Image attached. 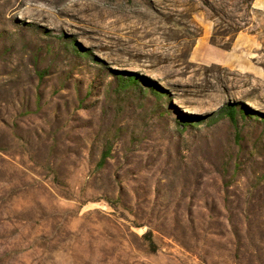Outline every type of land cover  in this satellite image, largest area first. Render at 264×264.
<instances>
[{
	"label": "rangeland",
	"instance_id": "obj_1",
	"mask_svg": "<svg viewBox=\"0 0 264 264\" xmlns=\"http://www.w3.org/2000/svg\"><path fill=\"white\" fill-rule=\"evenodd\" d=\"M0 264H264V12L0 0Z\"/></svg>",
	"mask_w": 264,
	"mask_h": 264
},
{
	"label": "crops",
	"instance_id": "obj_2",
	"mask_svg": "<svg viewBox=\"0 0 264 264\" xmlns=\"http://www.w3.org/2000/svg\"><path fill=\"white\" fill-rule=\"evenodd\" d=\"M252 7L257 9V10H260V11L264 12V0H252ZM234 61H235V59L233 61H231V63L234 62Z\"/></svg>",
	"mask_w": 264,
	"mask_h": 264
},
{
	"label": "trees",
	"instance_id": "obj_3",
	"mask_svg": "<svg viewBox=\"0 0 264 264\" xmlns=\"http://www.w3.org/2000/svg\"><path fill=\"white\" fill-rule=\"evenodd\" d=\"M225 111V114L230 118L232 119L234 117V114H235V111L233 108H226L224 109Z\"/></svg>",
	"mask_w": 264,
	"mask_h": 264
}]
</instances>
